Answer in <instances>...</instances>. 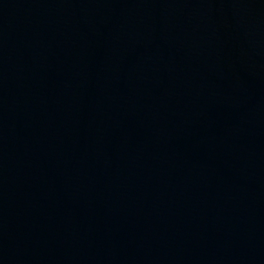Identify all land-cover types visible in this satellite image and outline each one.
<instances>
[{
	"label": "water",
	"instance_id": "water-1",
	"mask_svg": "<svg viewBox=\"0 0 264 264\" xmlns=\"http://www.w3.org/2000/svg\"><path fill=\"white\" fill-rule=\"evenodd\" d=\"M0 264H264V0H0Z\"/></svg>",
	"mask_w": 264,
	"mask_h": 264
}]
</instances>
